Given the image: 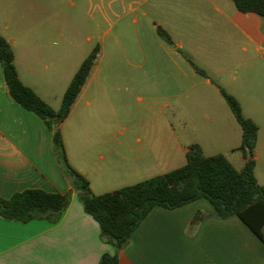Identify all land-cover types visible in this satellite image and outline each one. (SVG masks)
<instances>
[{"label":"crops","instance_id":"obj_1","mask_svg":"<svg viewBox=\"0 0 264 264\" xmlns=\"http://www.w3.org/2000/svg\"><path fill=\"white\" fill-rule=\"evenodd\" d=\"M115 1L121 20L148 5L141 20H132L136 44L127 54L117 45L101 47L70 115L54 129L14 100L0 63V197L29 189L71 192L57 222L0 216V264H98L115 253L66 176L56 130L69 165L97 196L185 166L194 144L240 171L247 161L237 150L243 132L224 89L259 126L255 177L264 185V17L240 12L233 0ZM58 8L57 0H0V35L14 50L19 78L55 111L89 53L76 45ZM118 264H264V243L237 216L219 218L202 198L176 209L155 207Z\"/></svg>","mask_w":264,"mask_h":264},{"label":"trees","instance_id":"obj_2","mask_svg":"<svg viewBox=\"0 0 264 264\" xmlns=\"http://www.w3.org/2000/svg\"><path fill=\"white\" fill-rule=\"evenodd\" d=\"M233 2L242 13L264 17V0ZM157 32L161 39L173 45L166 30L158 27ZM100 50V46H96L84 60L63 96L61 108L55 111L20 80L14 50L0 35V63L11 96L26 110L43 119L50 129L70 115ZM187 59L198 73L207 76L189 57ZM221 92L243 132L242 143L237 150L244 154L247 161L240 171L224 155L206 156L202 148L194 144L189 147L185 166L97 196L92 192L89 181L69 165L62 134L58 130L54 132L56 152L66 176L72 181L78 200L85 212L100 225L102 241L115 248L114 254H103L98 264H118L120 251L130 244L134 231L155 207L176 209L202 198L212 204L219 218L237 216L264 243V185H259L256 180L254 159L259 126L245 117L236 97L224 89ZM70 201L71 192L60 194L29 189L14 194L10 199L0 197V216L22 223L36 219L57 222Z\"/></svg>","mask_w":264,"mask_h":264},{"label":"rangeland","instance_id":"obj_3","mask_svg":"<svg viewBox=\"0 0 264 264\" xmlns=\"http://www.w3.org/2000/svg\"><path fill=\"white\" fill-rule=\"evenodd\" d=\"M45 1L47 0H42V2ZM57 2L59 14L67 15V19L70 21L64 23L65 27L67 26L75 33L76 45L80 44L85 47L89 52L88 56L96 46H100V48L104 46L106 50L111 51L115 45L123 48L127 54V50L136 44V38L132 34L135 31L132 20L134 17H140L139 15H142L143 11L148 8L146 4L140 8L139 15L130 14L121 20L122 5L115 0H57ZM122 29L128 32L127 36L120 35ZM89 37L91 38L90 42L88 41ZM123 124L125 125V123Z\"/></svg>","mask_w":264,"mask_h":264}]
</instances>
